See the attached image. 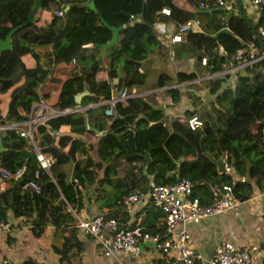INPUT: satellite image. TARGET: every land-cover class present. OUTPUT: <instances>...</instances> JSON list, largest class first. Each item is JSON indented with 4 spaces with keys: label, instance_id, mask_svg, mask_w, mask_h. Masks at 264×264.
<instances>
[{
    "label": "trees",
    "instance_id": "trees-1",
    "mask_svg": "<svg viewBox=\"0 0 264 264\" xmlns=\"http://www.w3.org/2000/svg\"><path fill=\"white\" fill-rule=\"evenodd\" d=\"M84 1L67 0L68 8L63 10L61 0H40L33 12L34 22L12 33L11 49L0 51V123L25 119L36 100L57 109L73 107L74 94L83 87L88 93L81 96L80 105L109 99L112 90L143 87L146 73L139 70V64L157 44L153 21L163 19V6L169 8L167 16L173 12L178 15L176 6L171 0H106L112 17L121 19L124 26L117 31L116 42L106 48L104 65L100 48L94 43L80 46L67 39L76 27L72 9L83 7ZM223 1L234 5L233 0ZM32 4L33 0H0V38L24 21ZM238 5L242 14L236 5L228 11L223 3H208L199 11L200 31L189 28L182 32L171 48L172 57L193 56L197 71L201 66L207 73H216L228 66L236 48H247L248 40L255 43L257 52L262 51L249 23L256 32L259 26L264 27V4L255 21L245 14L240 0ZM41 10L50 17H40ZM56 10L61 14H55ZM127 13L137 18L130 19ZM222 27L228 32H217ZM258 37L264 44V38L260 34ZM217 43L223 55L215 53ZM39 47L45 48L46 61L39 59L35 50ZM24 56L31 57L32 64H25ZM202 56L206 57L203 64ZM197 71L178 70L173 78L161 72L157 75L149 88L162 87L161 109L136 95L63 113L37 124L33 143L51 155L48 171L36 160L23 165L20 149L31 143L15 128L0 129V165L10 170L22 166L13 175L16 184L0 192V218L7 219L9 211L25 221L34 235L51 224L61 237L60 243L53 245L59 264H81L82 241L67 204L78 210L85 201L93 202L96 213L114 217L126 226L136 220L129 219L123 199L135 191L146 192L150 182L169 183L187 177L192 194L201 203L210 202L222 184H229L240 201L254 187L264 190V56L237 71L232 86L219 89L216 74L202 79L200 83L214 93L208 108H185L168 116L164 107L177 104L182 96L177 83L192 80ZM185 94L192 105L198 100L192 91L185 89ZM7 101L8 113L2 116ZM190 116L199 118L201 125L189 128L186 120ZM63 125L68 129L62 130ZM219 158L227 169L218 168L215 161ZM72 160L67 175V162ZM121 160L127 161L128 167L120 173L117 164ZM158 218L162 219L163 214L149 200L138 224L152 230Z\"/></svg>",
    "mask_w": 264,
    "mask_h": 264
},
{
    "label": "crops",
    "instance_id": "crops-1",
    "mask_svg": "<svg viewBox=\"0 0 264 264\" xmlns=\"http://www.w3.org/2000/svg\"><path fill=\"white\" fill-rule=\"evenodd\" d=\"M61 1L64 2L63 10H66L69 3H65L67 0ZM88 1L89 0L84 1L85 5ZM171 1L180 13L177 15L173 12L170 16L163 14V19L160 20L164 24V31L159 32L155 28L157 31V44L153 45L152 48L147 51L145 57L139 64V70H144L146 73V79L143 83V87L137 88L132 86L128 89H122L119 92L118 90H112L110 98L118 97L120 100H124L136 95H146L144 98L148 100V102L152 104H160L163 103L159 94V89L162 87L149 88V84L156 80L157 75L160 72L173 78L174 73L178 70L184 72L197 71V62L193 56H186L182 58L172 57L171 48L179 40L171 41L170 35L174 31V25L176 22H183L187 19L191 20V30L200 31V26L198 24L199 11L207 8L208 3H215V1L205 0L207 3V6L205 7L198 5L199 0ZM233 2L239 12L240 7L238 5V0L237 2L233 0ZM240 4L245 9V14L250 19L255 21L258 16V11L250 0H240ZM85 5L81 8L72 9L76 27L69 31L67 39L74 42V44L79 43L80 46H90L91 43L95 44L108 40L110 32L106 26L102 24V20L109 25H117L118 22H121L120 24H122V27L124 26L121 19L112 17L110 11L106 7V0H93L92 9L87 5L86 7ZM234 5L232 4L231 10ZM225 9L231 11L227 8ZM131 16L132 17H130V19L137 18L134 15ZM40 17L48 19L50 14L46 10H41ZM217 32L220 31L218 30ZM216 33H213L212 36L216 35ZM35 50L38 54H40L39 59L42 61L47 60L45 48L39 47L35 48ZM100 55L103 56L100 57L101 63L105 65V51L102 52L100 50ZM22 60L25 64H32L33 61L31 57L25 56ZM197 69V76L195 78L177 83V85L181 87L182 96L177 104L170 107H164V111L168 116L181 112V110L185 108L193 109L200 106L206 108L209 107L210 101L213 100L214 93H210L207 87L200 83L201 80L197 81L203 78L204 76H202V73L206 72L201 69V66H197ZM239 70L240 69L230 70L228 72L216 74L215 76L217 77H214L216 79L215 82L219 85V89L232 86L235 73ZM206 74L211 73L206 72ZM59 75L61 74H58V76ZM191 81L194 82V86L191 85V87H186L185 85L189 84ZM115 82L116 77H113L112 83ZM174 82L175 81L172 83L174 84ZM185 89L192 91L195 96H198V100L194 102V105L191 104V98L186 96ZM38 101L43 102L42 100ZM52 108L56 109L55 107ZM4 123H12V121L9 120ZM60 128L65 131L68 129V126L63 125ZM31 148L32 144L23 149L31 151ZM77 159L81 161L83 160L82 157ZM73 161L67 162V175H69ZM21 162L23 165L27 162L24 155L21 156ZM21 167L22 166H19L14 170H9L14 172L16 169ZM13 175L14 174L7 179V185L16 184ZM148 203L149 200L147 198H142L128 204L126 209L129 219H135V222H139V220H141L145 215ZM94 213H96V208L93 202L85 201V204H83V206L79 209V216L81 218L92 216ZM7 219L12 222L13 228L8 233L0 231V264L3 260H9L12 264H27L30 260H37L39 261V264H59V255L53 250V245L59 244L61 237L55 231L54 226L46 224L40 234L34 235L30 232V229H28L25 221L12 216L9 211H7ZM161 221L162 219H156L155 226ZM185 228L189 232V245L192 246V248H194V250L200 255V258L196 260V264H206L205 262L207 257L210 256L214 245L220 239H226L238 246L256 247L257 252L255 253V257H253L248 264H264V190H258L254 187L252 193L246 199L241 201L236 213L224 211L218 214L209 215L202 218L197 223H185ZM154 229L155 227L152 230ZM77 236L82 241L81 264L164 263L162 257L150 246H144L142 252L138 255H132L123 251H116L114 257H110L101 254L95 241L90 236L84 235L79 229H77Z\"/></svg>",
    "mask_w": 264,
    "mask_h": 264
},
{
    "label": "built area",
    "instance_id": "built-area-1",
    "mask_svg": "<svg viewBox=\"0 0 264 264\" xmlns=\"http://www.w3.org/2000/svg\"><path fill=\"white\" fill-rule=\"evenodd\" d=\"M215 3H223L224 7L231 10L232 2L214 0ZM257 11L264 0H250ZM198 5L207 6L206 1L199 0ZM160 13L167 15L169 8L163 6ZM55 14H61V10H56ZM154 28L159 32L164 31V24L160 19L153 21ZM191 27V20L187 19L174 25V31L170 35L171 41H178L181 33ZM264 38V27L259 26L256 32ZM247 48L238 47L231 55L232 61L228 66L216 73L206 74L204 77H211L221 72L242 69L243 66L254 62L264 56V50L257 52L255 43L246 41ZM215 53L223 55L220 44L215 45ZM206 57L200 58L203 64ZM197 80V79H196ZM118 97L109 98L107 102H113ZM74 106V110H82L86 107ZM64 109H54L44 102H34L25 119L12 121V123H0V129L15 128L18 133L25 136L32 144L34 156L40 167L48 171L52 162V157L48 153L41 152L33 143V131L37 124L45 123L49 118L63 114ZM189 128L194 129L201 125V120L196 116H190L186 120ZM73 161V160H72ZM69 161V162H72ZM74 162V161H73ZM227 169V166H224ZM20 168L14 172L0 165V192L7 186V179L12 174H17ZM24 183L23 186H26ZM142 198H147L159 208L163 214L162 221L155 226L154 230H147L142 225L135 222L122 226L114 217L105 218L101 213H96L90 217L81 218L78 210L67 204L66 209L75 217V226L84 235L90 236L96 243L99 252L105 256L114 257L116 251H123L132 255L142 252L144 246H150L164 260L163 264H196L200 255L189 245V232L185 228V223H197L202 218L209 215L218 214L224 211L236 213L241 203L232 193L229 184H222L218 193L208 203L199 202L198 198L191 192V181L187 177L179 178L169 183L150 182L146 192L135 191L123 199V203L128 204ZM13 228L9 219L0 218V231L10 232ZM257 248L254 246H238L226 239H220L214 245L213 251L206 259V264H248L255 257ZM1 264H12L9 260H3ZM27 264H39L37 260H30Z\"/></svg>",
    "mask_w": 264,
    "mask_h": 264
},
{
    "label": "water",
    "instance_id": "water-1",
    "mask_svg": "<svg viewBox=\"0 0 264 264\" xmlns=\"http://www.w3.org/2000/svg\"><path fill=\"white\" fill-rule=\"evenodd\" d=\"M237 2V0H235ZM39 5H40V0H33V4L32 6L30 7V10L26 16V18L24 19V21L22 23H19V24H16L15 26L11 27L7 32L6 34L4 35V37L0 38V51H3V50H8V49H11V35L12 33L17 29V28H20L24 25H27L29 23H33L34 22V15H33V12L36 11L38 8H39ZM86 5L89 7V8H93V0H89ZM239 13L241 14V10L239 8ZM127 16L129 17H132L130 14H126ZM102 24L105 25L108 30L110 31V37L108 40H106L105 42H98V43H95L102 52L105 51L106 47H108L109 45H112L116 42V39H117V31L122 28V24H117V25H109L107 24L105 21L102 20ZM249 26L251 28V31L253 32V35L257 38V41L259 42V45L261 46V48L264 50V44L263 42L261 41V39L258 37L257 33H256V30L253 26V24H250L249 23ZM219 31H225V32H228V28L226 27H222L219 29ZM88 91L86 90L85 87H83L82 91L74 94V102H75V105L76 107L78 106H81L80 105V98L82 95L84 94H87ZM102 103V102H101ZM92 105H95V104H87L85 105L84 107H88V106H92ZM149 105L153 108H156V109H161L162 106H163V103H160V104H152L149 102ZM73 106V107H74ZM75 111L74 108H68L66 110H64L62 113H70V112H73ZM8 113V102H6L5 104V108L3 110V116H5L6 114ZM84 115H86V113H84ZM87 123H86V127H87ZM3 149V146L1 144V141H0V150ZM20 153L23 154L26 158V161L28 160H31V161H35V156H34V150H31V151H26L24 149H20ZM145 159L147 160V156L145 155L144 156ZM216 164L218 166L219 169H223L224 168V164H223V161H222V158H219L217 159L216 161Z\"/></svg>",
    "mask_w": 264,
    "mask_h": 264
},
{
    "label": "rangeland",
    "instance_id": "rangeland-1",
    "mask_svg": "<svg viewBox=\"0 0 264 264\" xmlns=\"http://www.w3.org/2000/svg\"><path fill=\"white\" fill-rule=\"evenodd\" d=\"M203 75L202 76H205L206 75V73H202ZM204 78H207V77H203V78H201V79H199V80H197V81H200V80H202V79H204ZM146 79V78H145ZM147 80H148V77H147ZM142 96V95H141ZM144 96H146V95H143V97ZM37 101V100H36ZM36 101H34V102H36ZM107 101L108 100H104V101H100V102H97V103H93V104H95V105H99V104H101V102L102 103H107ZM33 102V103H34ZM38 102V101H37ZM32 103V104H33ZM31 104V105H32ZM84 107V106H83ZM118 170H119V172L121 173V172H123L124 171V169H126L127 167H128V163H127V161H124V160H121L118 164Z\"/></svg>",
    "mask_w": 264,
    "mask_h": 264
}]
</instances>
